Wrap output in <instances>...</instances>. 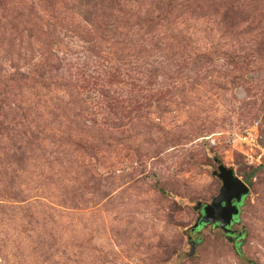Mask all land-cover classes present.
<instances>
[{
    "label": "rangeland",
    "instance_id": "obj_1",
    "mask_svg": "<svg viewBox=\"0 0 264 264\" xmlns=\"http://www.w3.org/2000/svg\"><path fill=\"white\" fill-rule=\"evenodd\" d=\"M0 264H264V0H0Z\"/></svg>",
    "mask_w": 264,
    "mask_h": 264
},
{
    "label": "water",
    "instance_id": "obj_2",
    "mask_svg": "<svg viewBox=\"0 0 264 264\" xmlns=\"http://www.w3.org/2000/svg\"><path fill=\"white\" fill-rule=\"evenodd\" d=\"M215 176L220 181L218 193L209 203L197 204L198 217L193 228L211 225L231 237L234 234L231 224L235 222L241 202L249 190L231 168L218 164ZM236 237H240V233Z\"/></svg>",
    "mask_w": 264,
    "mask_h": 264
},
{
    "label": "flooded vegetation",
    "instance_id": "obj_3",
    "mask_svg": "<svg viewBox=\"0 0 264 264\" xmlns=\"http://www.w3.org/2000/svg\"><path fill=\"white\" fill-rule=\"evenodd\" d=\"M237 234H238V233H236V234L234 233L232 237H229V236H226V237H227V238H230V240L234 239V243H235V240L238 239V237H236Z\"/></svg>",
    "mask_w": 264,
    "mask_h": 264
},
{
    "label": "trees",
    "instance_id": "obj_4",
    "mask_svg": "<svg viewBox=\"0 0 264 264\" xmlns=\"http://www.w3.org/2000/svg\"><path fill=\"white\" fill-rule=\"evenodd\" d=\"M197 212H198V209H197Z\"/></svg>",
    "mask_w": 264,
    "mask_h": 264
}]
</instances>
